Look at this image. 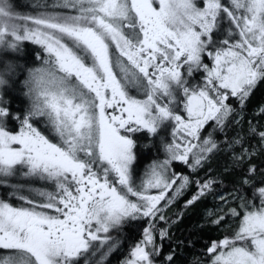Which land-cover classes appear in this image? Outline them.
<instances>
[{
	"label": "snow or ice",
	"instance_id": "1",
	"mask_svg": "<svg viewBox=\"0 0 264 264\" xmlns=\"http://www.w3.org/2000/svg\"><path fill=\"white\" fill-rule=\"evenodd\" d=\"M32 7L0 0V264H264V0Z\"/></svg>",
	"mask_w": 264,
	"mask_h": 264
},
{
	"label": "trees",
	"instance_id": "2",
	"mask_svg": "<svg viewBox=\"0 0 264 264\" xmlns=\"http://www.w3.org/2000/svg\"><path fill=\"white\" fill-rule=\"evenodd\" d=\"M12 3L15 5L16 8L19 9V12L21 13H33L34 11H40L43 9H34L32 5L38 4V3H48L51 4L54 2V0H11ZM34 45H28L27 49L25 50V54L21 57V63L24 62L25 59L34 58L35 53L32 52V48H34ZM30 54V56H29ZM264 98V89H260L257 91L256 96L253 98L252 103L249 105V109H253L260 100ZM17 104H13V107H17ZM218 164L222 165L224 163L223 159H219ZM183 201H181L182 203ZM209 205H211V198L209 199ZM199 217L198 215L193 212L189 213L183 222L177 226L175 229V234L178 237H186L189 235V233L193 230V226L197 223H199ZM136 230L131 229L128 231L129 236H135ZM217 236L216 232H205L199 236V241L196 244L195 251L197 254H199L200 250L202 249V245L206 243L209 238L215 239Z\"/></svg>",
	"mask_w": 264,
	"mask_h": 264
},
{
	"label": "rangeland",
	"instance_id": "3",
	"mask_svg": "<svg viewBox=\"0 0 264 264\" xmlns=\"http://www.w3.org/2000/svg\"><path fill=\"white\" fill-rule=\"evenodd\" d=\"M11 2H12V1H11ZM16 10H17V11H19V9H18V8H16Z\"/></svg>",
	"mask_w": 264,
	"mask_h": 264
},
{
	"label": "flooded vegetation",
	"instance_id": "4",
	"mask_svg": "<svg viewBox=\"0 0 264 264\" xmlns=\"http://www.w3.org/2000/svg\"><path fill=\"white\" fill-rule=\"evenodd\" d=\"M141 171H142V169H141Z\"/></svg>",
	"mask_w": 264,
	"mask_h": 264
}]
</instances>
